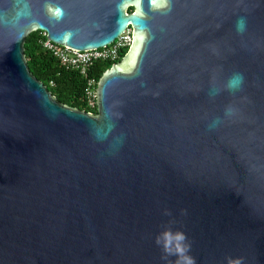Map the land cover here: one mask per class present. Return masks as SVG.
<instances>
[{
	"label": "water",
	"instance_id": "95a60500",
	"mask_svg": "<svg viewBox=\"0 0 264 264\" xmlns=\"http://www.w3.org/2000/svg\"><path fill=\"white\" fill-rule=\"evenodd\" d=\"M129 27L97 114L29 69ZM0 264H264V0H0Z\"/></svg>",
	"mask_w": 264,
	"mask_h": 264
},
{
	"label": "trees",
	"instance_id": "16d2710c",
	"mask_svg": "<svg viewBox=\"0 0 264 264\" xmlns=\"http://www.w3.org/2000/svg\"><path fill=\"white\" fill-rule=\"evenodd\" d=\"M129 12H134V8H130ZM43 39L45 38L41 31H35L27 38L25 55L31 73L48 87L60 103L79 111L97 114L98 109L90 111L87 108L85 96L87 79L79 71L67 69L57 57L46 50L41 44ZM128 51L129 49L124 51L116 62L97 63L90 75L99 81L107 70L123 61Z\"/></svg>",
	"mask_w": 264,
	"mask_h": 264
},
{
	"label": "built area",
	"instance_id": "2783aa9c",
	"mask_svg": "<svg viewBox=\"0 0 264 264\" xmlns=\"http://www.w3.org/2000/svg\"><path fill=\"white\" fill-rule=\"evenodd\" d=\"M45 38L41 41L43 47L57 57L67 69L79 71L86 79L85 96L87 108L90 111L98 109V84L96 77L91 76V70L99 62H116L134 42V32L129 27L111 45L89 51H79L61 46L47 38V32L41 31ZM93 113V112H90Z\"/></svg>",
	"mask_w": 264,
	"mask_h": 264
}]
</instances>
